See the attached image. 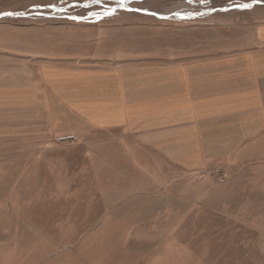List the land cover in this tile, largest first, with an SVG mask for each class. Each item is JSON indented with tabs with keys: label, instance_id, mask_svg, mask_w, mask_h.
Here are the masks:
<instances>
[{
	"label": "rangeland",
	"instance_id": "374dc122",
	"mask_svg": "<svg viewBox=\"0 0 264 264\" xmlns=\"http://www.w3.org/2000/svg\"><path fill=\"white\" fill-rule=\"evenodd\" d=\"M254 1L125 0L144 13L106 15L118 0H0V16L23 13L0 19V49L28 66L113 50L165 62L222 56L256 45L248 36L264 26V6ZM4 114L0 264H264V159L189 169L111 133L94 131L86 145L59 115L54 131L23 133L19 114Z\"/></svg>",
	"mask_w": 264,
	"mask_h": 264
},
{
	"label": "crops",
	"instance_id": "0c3cea01",
	"mask_svg": "<svg viewBox=\"0 0 264 264\" xmlns=\"http://www.w3.org/2000/svg\"><path fill=\"white\" fill-rule=\"evenodd\" d=\"M252 35L248 43L261 44L184 61L113 50L84 61L76 54L72 63L64 55L43 56L28 66L18 51L0 49V112L15 110L27 128L23 133L30 126L54 131L62 123L86 145L94 131L111 133L123 145L158 149L189 169L215 160H261L264 26ZM58 115L61 123L55 124Z\"/></svg>",
	"mask_w": 264,
	"mask_h": 264
},
{
	"label": "snow or ice",
	"instance_id": "6c2138e0",
	"mask_svg": "<svg viewBox=\"0 0 264 264\" xmlns=\"http://www.w3.org/2000/svg\"><path fill=\"white\" fill-rule=\"evenodd\" d=\"M94 3H100V0H93ZM202 2H204V0H202ZM118 4L120 7H124L125 6V0H118ZM41 5H35V7H40ZM48 7H55V5H47ZM236 7H240V8H246L248 7V5H236ZM129 11H142L143 9H128ZM115 9H109L105 14H110L111 12H114ZM6 15H23V13H5Z\"/></svg>",
	"mask_w": 264,
	"mask_h": 264
},
{
	"label": "water",
	"instance_id": "95a60500",
	"mask_svg": "<svg viewBox=\"0 0 264 264\" xmlns=\"http://www.w3.org/2000/svg\"><path fill=\"white\" fill-rule=\"evenodd\" d=\"M254 5V4H253ZM238 9H247V8H249V5H248V7H246V8H240V7H237ZM113 9H115V11H118V10H126V11H129L128 9H130V8H126V7H120V6H117L116 8H113ZM218 10H221V9H218ZM227 9H225L224 11H226ZM114 11V12H115ZM114 12H111V13H114ZM137 12H142V13H144V11H137ZM110 13V14H111ZM145 13H147V12H145ZM148 14H152V15H155L156 17H158V18H165L166 16L164 15V16H161V15H158V14H155V13H148ZM35 15H37V16H42V17H45V18H54L53 16H51V15H47V14H44V13H40V14H35ZM7 16H9V15H6V14H4V15H1L0 16V19H2V18H5V17H7ZM10 16H13V17H19V16H17V15H10Z\"/></svg>",
	"mask_w": 264,
	"mask_h": 264
},
{
	"label": "built area",
	"instance_id": "2783aa9c",
	"mask_svg": "<svg viewBox=\"0 0 264 264\" xmlns=\"http://www.w3.org/2000/svg\"><path fill=\"white\" fill-rule=\"evenodd\" d=\"M74 139H76V136H62L61 138H60V140L61 141H74Z\"/></svg>",
	"mask_w": 264,
	"mask_h": 264
}]
</instances>
